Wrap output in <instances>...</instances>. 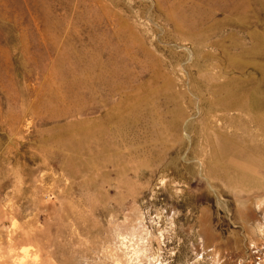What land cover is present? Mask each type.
<instances>
[{
  "label": "rangeland",
  "instance_id": "rangeland-1",
  "mask_svg": "<svg viewBox=\"0 0 264 264\" xmlns=\"http://www.w3.org/2000/svg\"><path fill=\"white\" fill-rule=\"evenodd\" d=\"M0 264H264V0H0Z\"/></svg>",
  "mask_w": 264,
  "mask_h": 264
},
{
  "label": "bare ground",
  "instance_id": "bare-ground-1",
  "mask_svg": "<svg viewBox=\"0 0 264 264\" xmlns=\"http://www.w3.org/2000/svg\"><path fill=\"white\" fill-rule=\"evenodd\" d=\"M224 146H226V144L224 145ZM227 147V146H226ZM226 147H224V149L226 148ZM238 171H237V173L239 172V169H237ZM252 179V178H251Z\"/></svg>",
  "mask_w": 264,
  "mask_h": 264
}]
</instances>
